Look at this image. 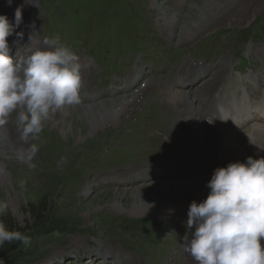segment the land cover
Segmentation results:
<instances>
[{
    "label": "rangeland",
    "instance_id": "obj_1",
    "mask_svg": "<svg viewBox=\"0 0 264 264\" xmlns=\"http://www.w3.org/2000/svg\"><path fill=\"white\" fill-rule=\"evenodd\" d=\"M21 2L24 0H14L9 7L7 0H0V15L14 21L15 8ZM219 5L236 12L254 7V15L245 25L220 27L190 44L192 27L201 24L206 14L218 13ZM28 12L36 21L26 25L27 13L23 12L24 23L16 29L23 38L15 33L10 36L15 40L10 55L15 56L19 50L18 55L25 56L32 35L34 48L44 47L45 39L59 37L79 56L84 69L83 104L79 105L130 98L137 91L153 87L152 78L169 80L177 86L187 80L186 89L196 92L199 79L193 81L202 68L209 78L212 67L224 65V56L232 71L227 73L231 74L226 76L228 82L244 83L246 89L250 88L246 94L255 96L256 103H261L264 95V0H157L155 6L150 0H36V8ZM160 16L167 21L176 18L173 31L163 34L159 27L164 20ZM208 20L216 23L220 19ZM33 24L38 30L27 32ZM185 61L192 62L193 67L178 77L176 70ZM217 104L216 98L210 102ZM259 108L253 109L254 116ZM146 112L132 114L120 109L119 124L108 123L98 134L90 132L83 116H77L71 130L62 133L49 126L35 140L26 141L27 162L35 169L32 176L21 177L13 172L6 179L9 182L0 181V200L9 205V212L0 216V221L5 223L6 217H11L15 225L12 231L31 237L32 243L30 247L20 242L6 243L3 248L9 260L5 264H184L182 243L188 231V211L170 219L147 215L149 200L158 203L164 198L150 180L169 177L168 172L174 181L187 180L200 163L194 162V170L183 173L177 166L188 163L177 161H181L185 150L179 142L171 145L168 136H158ZM15 118L13 114V123ZM197 121L192 126H197ZM204 124L209 142L218 130L228 127L225 123L217 129L210 118ZM14 128L17 130L16 125ZM32 144L38 146V151L28 159ZM245 145L248 149V143ZM261 148L264 146L256 154L260 155ZM9 156L5 160L8 167H18L20 158L13 153ZM169 161L174 166L163 168L161 174L158 169L154 170L155 176L151 171L147 173L148 166ZM137 167L139 171L134 170ZM185 194L178 193L176 205L183 196L189 204L195 200L194 195ZM43 201L47 207L39 222L28 207H41Z\"/></svg>",
    "mask_w": 264,
    "mask_h": 264
},
{
    "label": "bare ground",
    "instance_id": "obj_2",
    "mask_svg": "<svg viewBox=\"0 0 264 264\" xmlns=\"http://www.w3.org/2000/svg\"><path fill=\"white\" fill-rule=\"evenodd\" d=\"M150 2H152L153 6L157 4V0H150ZM30 5L31 7L27 6L24 11L27 13L26 25L35 23L36 21L33 14L28 12L36 8V4ZM218 9V13H214L213 15L206 14L201 24L192 27V35L188 39L190 44L198 42L199 39H205L213 30L219 29L220 27L231 26L236 23L245 25L254 15V7H250L244 12L225 9V7L221 5L218 6ZM210 17L220 20H217L216 23H211L208 22V18ZM160 19L162 21L164 20L159 27L163 34L173 31V27L176 23L175 17H173L171 21H167L165 16H160ZM37 30V25H34V27L27 32L33 33ZM8 42L11 50L12 40L8 38ZM27 53L25 52V57ZM225 57L226 56L223 57V60L226 61H221L224 63L222 67L216 64L210 69L211 72H209L211 75L209 78L205 77L206 74L203 75L202 68L199 76L193 81L195 82L199 79L197 84L200 83V85L196 87V92L186 89L187 80H182L184 83L177 86L174 82L169 80L161 82L160 78H152L150 83L153 87L137 91V95H133L130 98H121L116 103L105 100L89 105L65 106L50 116V119L45 122L41 133L48 131L49 126L64 133L72 129L77 116H83L88 122L90 132L98 134L103 129V126L108 123L119 124L120 109L131 111L132 114L138 113L140 110L142 112L147 111L148 118L152 120L151 122L156 127L155 130L159 133L157 135L168 136L166 140L171 145L179 142L182 149L185 150V155L181 161H177V163H179L186 160L185 162L188 163V165L177 166L183 173H188L187 171L193 168L194 162L200 163L197 172L192 175V178L190 177L184 181H174V177H172L169 172V177L167 175L166 177L165 175L159 177L155 176L157 173L154 172L155 169H158L160 171L158 173L161 174L163 168L173 165L171 161L162 162L155 166H148L147 173L151 171L152 176H155V179L152 178L150 180V185L152 184L156 190L162 192L164 198L158 203L150 199L147 215H151V217L163 216L170 219L179 214H186L190 207V204L187 202V197L183 196L178 199V205L174 202L179 192L184 194L189 192V195H194L195 202H203L210 192L207 185L215 169L227 167L229 163L246 162L248 157H253L255 159L264 157L263 148L260 150V155L256 154L257 149L264 146V95L261 98V103H256L255 96L246 94V91H249L250 88L249 90L246 89L244 83L239 84V82H236L234 79L232 83L228 82L226 76H231V74L227 75L231 70L230 66L226 65L227 59ZM185 63L186 64L182 66L180 65L181 67L176 70V75L180 74L177 75L178 77L183 74V70L193 67L192 62L185 61ZM236 66H238V64H236ZM137 74L138 72L136 71L135 78H137ZM200 75L203 76L201 77ZM134 80L135 79L132 77L131 82ZM228 84L230 87L226 88ZM221 88L226 89L221 90ZM220 91H225V93L218 94L217 96L216 93ZM89 96L91 97V95ZM215 98L218 104L210 105V102ZM90 99L93 100L94 97ZM233 99H235L236 102H233ZM230 101L235 104L231 105ZM256 106L260 108L256 112V116H254L253 109ZM209 118L213 121L217 129H220L225 123L228 125L227 128L218 130L217 136L210 142L209 130L207 125L204 124V121ZM194 120H198L197 126H192ZM202 124L206 127V130H204ZM251 124L253 125L246 130L239 131V129H245V127ZM15 125L16 124L13 123L10 118V122L7 125L0 126V133L2 134L3 132V137H0V181L2 183L9 182L6 179H9L13 172L19 174L21 177H27L32 176L35 169L34 164L27 162L24 150L27 143L21 139L18 131L14 128ZM163 127H166V131L165 129L163 130ZM169 138L172 139V142ZM243 142L244 144L241 145ZM247 143L248 149L245 147ZM10 153L20 158L21 163L18 164V167H8L9 163L5 160L7 157L10 158ZM134 170L139 171V168H134ZM14 203V200H11L12 206H14ZM261 243L262 246H264V240H262ZM119 253L121 252L119 251ZM184 257L186 260L184 264H195V261L188 253H186Z\"/></svg>",
    "mask_w": 264,
    "mask_h": 264
},
{
    "label": "clouds",
    "instance_id": "obj_3",
    "mask_svg": "<svg viewBox=\"0 0 264 264\" xmlns=\"http://www.w3.org/2000/svg\"><path fill=\"white\" fill-rule=\"evenodd\" d=\"M14 0H7L12 6ZM24 0L14 11V21L0 15V126L15 124L24 141L35 140L50 116L65 106L81 103L82 65L79 56L59 37L45 39L44 47L25 48L28 55H10L8 38L23 23ZM38 151L32 144L29 159ZM200 203L190 204L183 247L195 264H264V157L229 163L215 169ZM9 212L0 200V216ZM194 229V230H193ZM20 242L31 246V237L11 231L0 221V248Z\"/></svg>",
    "mask_w": 264,
    "mask_h": 264
},
{
    "label": "trees",
    "instance_id": "obj_4",
    "mask_svg": "<svg viewBox=\"0 0 264 264\" xmlns=\"http://www.w3.org/2000/svg\"><path fill=\"white\" fill-rule=\"evenodd\" d=\"M47 207L46 201H43L42 206H38L35 204H31L28 207V212L32 217H35L40 221L43 220V216L45 215L44 208ZM42 209V210H41ZM6 226L9 228V230H15V225L13 224L11 217H6ZM42 227V224L40 225ZM9 260L8 258V252L4 248H0V264H5Z\"/></svg>",
    "mask_w": 264,
    "mask_h": 264
}]
</instances>
